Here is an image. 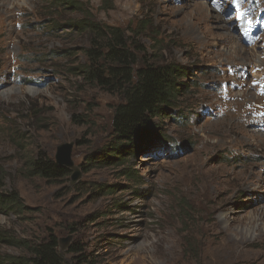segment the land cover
<instances>
[{"label": "rangeland", "instance_id": "1", "mask_svg": "<svg viewBox=\"0 0 264 264\" xmlns=\"http://www.w3.org/2000/svg\"><path fill=\"white\" fill-rule=\"evenodd\" d=\"M51 1L0 0V193L22 206L0 211V254L51 234L65 252L78 243L82 264H264V0H79L97 23L135 32L139 58L188 67L180 114L148 133L168 149L123 164L93 163L120 98L79 74L90 33L62 30L83 15ZM65 142L75 182L69 168L31 174Z\"/></svg>", "mask_w": 264, "mask_h": 264}, {"label": "trees", "instance_id": "2", "mask_svg": "<svg viewBox=\"0 0 264 264\" xmlns=\"http://www.w3.org/2000/svg\"><path fill=\"white\" fill-rule=\"evenodd\" d=\"M50 4L52 8L61 6L65 9H78L83 15V19L75 23L59 25L62 30L76 32L81 29L90 33L91 46L84 50L87 61L78 72L85 80L96 82L106 92L115 93L120 98L112 109V142L109 151L100 153L96 157L98 160L93 163L123 164L128 158L136 156L138 151L143 149L140 154L145 153L149 146L155 152L168 149L161 134L156 132L150 136L148 133L152 132L158 119L180 114L178 109H174L179 97L187 92L185 81L188 80V67L166 60L151 61L145 54L139 58L136 53L140 51L134 46L132 37L135 32L126 35L119 28L97 23L85 16L88 15L87 9L79 0H52ZM178 118L185 117L179 115ZM178 146L181 147L180 144ZM175 150L176 147H169L168 151L173 153ZM126 170L123 175L129 181L142 183L135 169L128 167ZM30 172L35 176L55 179L65 176L69 169L51 158L42 157L31 163ZM21 208L20 200L14 193H0V211H20ZM5 237L6 234L0 232V240L3 241ZM24 247L27 255L8 258L0 254V264H71L65 257L67 253L76 254L75 264L87 260L78 243L72 244L65 252L60 250L58 240L51 234L41 242L28 243Z\"/></svg>", "mask_w": 264, "mask_h": 264}, {"label": "water", "instance_id": "3", "mask_svg": "<svg viewBox=\"0 0 264 264\" xmlns=\"http://www.w3.org/2000/svg\"><path fill=\"white\" fill-rule=\"evenodd\" d=\"M71 149H72L71 142H65V143H61L60 145H58L56 148V153H55V161L59 165H63L73 170V173L71 175V181L75 182V180H77L80 177V172H79V169L76 166H74L73 162L71 161V158H70Z\"/></svg>", "mask_w": 264, "mask_h": 264}, {"label": "bare ground", "instance_id": "4", "mask_svg": "<svg viewBox=\"0 0 264 264\" xmlns=\"http://www.w3.org/2000/svg\"><path fill=\"white\" fill-rule=\"evenodd\" d=\"M200 8H201V7H200ZM211 18H212V16L206 15V14L204 13V11L202 12V14H201V21H202V22H205L206 20H209V19H211ZM203 24H204V23H203ZM221 25H222V24H221ZM237 47H238V46H237ZM238 48H239V47H238ZM244 116L247 117V118H246V121L249 122V120H248V116H247L246 114H245ZM254 118H255V117H254ZM260 120H261V119H260ZM250 122H251V121H250ZM248 124H249V123H248ZM262 124H263V122H262ZM255 130H256V129H255ZM260 133H263V132H260ZM258 134H259V133H258ZM258 134H257V136H259ZM263 135H264V134H263ZM263 135H261V136H263ZM263 137H264V136H263ZM263 139H264V138H263ZM254 140H255V139H254Z\"/></svg>", "mask_w": 264, "mask_h": 264}, {"label": "snow or ice", "instance_id": "5", "mask_svg": "<svg viewBox=\"0 0 264 264\" xmlns=\"http://www.w3.org/2000/svg\"><path fill=\"white\" fill-rule=\"evenodd\" d=\"M240 2V0H233L234 4H238Z\"/></svg>", "mask_w": 264, "mask_h": 264}]
</instances>
